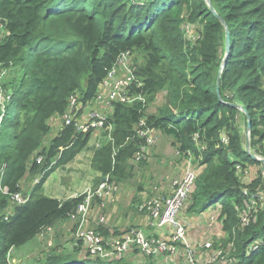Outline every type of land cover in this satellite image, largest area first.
Listing matches in <instances>:
<instances>
[{"label": "trees", "instance_id": "obj_1", "mask_svg": "<svg viewBox=\"0 0 264 264\" xmlns=\"http://www.w3.org/2000/svg\"><path fill=\"white\" fill-rule=\"evenodd\" d=\"M187 23L196 26L193 39L185 36ZM0 25V264L75 213L83 195L46 196L43 186L83 150L101 179L129 181L145 144L140 127L170 137L202 167L187 209L218 212L224 237L217 244L228 246V261L264 264V163L242 147L238 123L241 114L248 147L264 158V0H0ZM138 50L144 59L135 65L130 94L143 100L113 102L111 138L88 147L91 133L62 120L69 96L77 93L81 107L91 103L117 58ZM164 88L165 102L148 114ZM54 117L61 126L45 146ZM247 165L261 168L244 184ZM28 174L38 178L25 194ZM16 193L25 200L13 202ZM96 229L105 237L119 233ZM61 245L34 264H129L73 259L79 238L71 249ZM137 264L156 263L146 256Z\"/></svg>", "mask_w": 264, "mask_h": 264}, {"label": "built area", "instance_id": "obj_2", "mask_svg": "<svg viewBox=\"0 0 264 264\" xmlns=\"http://www.w3.org/2000/svg\"><path fill=\"white\" fill-rule=\"evenodd\" d=\"M1 28V25H0ZM128 52L122 53L116 60L113 67L109 70L106 77L100 83L97 95L91 103L81 107L78 102V94H72L68 98V106L62 116V120L68 124L75 122L76 131L91 133L95 136V145H99V139L103 135L110 139L112 124L107 123V117L113 108V102L133 103L135 100H143L140 95L130 94L131 85L137 81L134 73L135 66H129L125 62ZM123 71V75L119 73ZM138 86L140 82H136ZM101 102L100 108H90L84 112L83 108L97 102ZM2 97L0 96V104ZM140 126H144V121H140ZM151 128L140 127L138 134L145 137V144L141 147L140 152L135 155V160L143 156V148L152 143L153 133ZM223 141H226L223 138ZM190 156L191 154H187ZM254 158H257L252 154ZM192 156V155H191ZM198 172L188 163L182 176L172 181V188L169 195L164 197H154L144 201L139 205V210L147 213L148 226L154 228L169 229L166 235L147 233L141 227H130L119 231L116 235L108 237L103 236L96 228L83 229L82 224L87 219L90 207L95 197H102L106 191L113 188V184L108 182V177L101 179L99 185L92 189L87 188L82 194L83 199L77 205L75 213L72 215L78 220L76 237L82 240V250L89 256L100 259H112L126 256L128 253L137 252L139 256H151L153 258L161 255H181L186 264H197L194 250L188 240L185 223L180 218V210L188 201ZM245 192V191H244ZM16 193L12 197L15 203H21L25 200L26 195ZM254 204V203H253ZM250 207L244 212H247ZM103 219L100 220L102 222ZM242 221L247 222V216H242ZM112 234V232H111ZM209 242L204 244V249H209ZM213 248V245H212ZM214 254L206 260V264H231L226 258L227 249H223L221 244L214 248Z\"/></svg>", "mask_w": 264, "mask_h": 264}, {"label": "rangeland", "instance_id": "obj_3", "mask_svg": "<svg viewBox=\"0 0 264 264\" xmlns=\"http://www.w3.org/2000/svg\"><path fill=\"white\" fill-rule=\"evenodd\" d=\"M195 27V25L189 23L185 24L183 26L185 36L189 37L190 39H193L196 35ZM143 59L144 53L138 50L128 54V57L125 62L129 66H135L141 64L143 62ZM119 73L122 75L124 74L122 70H119ZM166 94V88L160 90L157 93L154 101L148 107V114L155 113L157 111V109L165 102ZM100 107L101 102L98 101L97 103H93L83 108L82 110H84L85 112L87 111V109ZM60 121L58 123H60ZM238 123L242 134V147L248 150L250 154H254L257 159L263 160L264 163L263 156L257 151L248 147L247 126L245 125L244 118L241 114H239L238 116ZM52 125L54 126L53 123ZM53 126H51V128L54 130ZM53 134L54 131L52 132L51 130V135H49L44 141L45 146L48 145V141ZM143 151V156H140L138 160L133 161V176L129 181H127V185H129L133 190H131L130 192H126L125 194L122 193L121 197L118 199L120 204L127 203L128 199H130L131 202L135 204L136 210L140 213H142L143 211L139 210V205H141L144 201L154 197L167 196L168 190H170L171 192L172 181L175 178L183 175L188 163H190L198 173L202 169V167L198 165L197 160L194 159L193 156L181 154L172 142V139L157 130L153 133L152 143L144 146ZM154 159H159L160 161H165L166 163V166L161 167L158 173H160L165 178L170 175V179H168L169 182L166 184L164 182L160 191L151 189V185L145 187V183L147 181L150 182V180L152 179L151 176H153L155 173L154 170H151V165L157 162L158 160L156 161ZM86 168L88 171L89 166L86 165ZM260 168L261 167L258 165H247L245 171L240 174L241 181L244 184H248L251 179H255L258 176ZM165 172L167 174L164 176ZM75 173L76 172L71 168V166L56 169L54 172L51 173L49 180L47 181L44 187V193L53 194L61 198L67 197V195L71 194H74L73 196H77L82 195L85 190L89 187L92 189L96 188L101 182L100 176L96 174L93 170H89L85 175H82L83 177L80 176V178ZM148 177L151 178L148 180ZM37 178V175H26V177L22 181V192L27 194V192L37 181ZM138 187H144V190L140 191L138 190ZM112 190L113 189H111L109 192H111ZM150 190H153V193L149 192ZM144 191L147 193L142 195ZM110 194H112V192L109 194L106 193L105 195L103 194L102 197H95L92 203L93 207L90 208L91 214H89V216H94L96 222L102 223L100 222V220L103 219L101 217H104L103 210L106 207L102 206L101 203H105L106 198L105 200L103 198ZM140 195H142L141 197L143 198H138ZM188 201L183 205L182 209L180 210V218L185 223L186 230L188 228L187 221H189L188 214L190 213V217H192V215L194 214L189 212L187 209ZM260 206H263V203ZM11 208L12 207H9V209ZM194 216L198 218L196 219V223H193L194 226H192L191 229L196 242L195 244L191 243L190 241L189 242L194 250L193 253L196 257L197 264H206V260L208 259V257L212 256L215 253L214 248L218 245L217 243H221V239H223L224 237L222 225L219 219L218 212L214 209H208L203 214H194ZM64 242L68 243V241L60 240L59 235L55 233L53 229L46 230L40 237L36 236L27 243L15 247L11 252L9 264H34L35 258L40 257L41 255L44 256V252L47 251L52 245L59 246L61 244L63 245ZM207 242L211 244V247L209 249H204V244ZM64 246L68 247L66 244ZM153 259L156 264H186L183 257L179 255V253L175 255H161Z\"/></svg>", "mask_w": 264, "mask_h": 264}, {"label": "crops", "instance_id": "obj_4", "mask_svg": "<svg viewBox=\"0 0 264 264\" xmlns=\"http://www.w3.org/2000/svg\"><path fill=\"white\" fill-rule=\"evenodd\" d=\"M60 119H61L60 117H54V118L49 120V124L51 126H53L52 123L54 124V126H53L54 130L52 129V132L53 131L56 132L57 130H59V128L61 126ZM59 121H60V123H58ZM95 136L96 135H92L90 137L88 145H87L88 147L92 146V144H95L94 143ZM89 155H90L89 151L83 150L76 157L74 163L68 165V166H71V168L76 172L75 174H77L79 178H80V176L83 177L82 175H85L89 171V170L87 171V168H86V165H87L86 158L89 157ZM76 160H78V161H76ZM154 160H156V161L158 160L157 162H155L154 164L151 165L152 166L151 170H154L155 173L153 176H151L152 179L150 180V182L147 181L145 183V187H147L148 185H151V189H155L157 191H160L164 182H165V184L169 182L168 179H170V175L167 176V178H165L160 173H158V171L161 167L166 166L165 161L162 162L159 159H154ZM166 174L167 173L165 172L164 176ZM150 178L148 177V180ZM48 180H49V178L44 183L43 190H44V187H45ZM127 183L128 182L113 184V188H112L113 190L111 191L112 194L103 198L104 200L106 198V201H105V203H101V205L105 206L106 208L103 210L104 217H101V218H103L102 223L96 222L94 216H91V215L89 216V214H91L90 210H89V213L87 215V219L82 224V228L83 229L97 228L99 225H103L110 232H113V231L119 232L121 230L128 229V228L133 227V226H137V227H141L142 229H144L147 233L150 232V233H154V234H158V235H166L168 233L169 229L167 227L154 228V229L149 227L148 226V217H147L148 215H147V213L144 211L142 213L137 211L135 208V204H133L130 199H128L127 203H124V204L119 203L118 199L121 197L122 193L125 194L126 192H130L131 190H133V189H131V187L129 185H127ZM138 190L142 191V190H144V187H142V188L138 187ZM111 192L106 191L104 193V195L106 193L109 194ZM149 192L153 193V190H150ZM146 193L147 192L144 191L142 193V195H144ZM43 194L46 196L58 197V196H55L53 194H45L44 191H43ZM148 194H150V193H148ZM167 194L168 195L170 194V190H168ZM73 195L74 194L67 195V197L73 196ZM142 195H140L138 198H143V197H141ZM91 207H93V205H91ZM91 212H92V210H91ZM203 213L204 212L199 213V214H195V213L194 214L200 215ZM189 214H188L189 221H187L188 222V228H187L186 232H187V237H188L189 241L191 243L195 244L196 241L194 239V235L192 233L191 228H192V226H194L193 223L194 224L196 223V219L198 217H195L194 214L192 215V217H190ZM78 225H79L78 220H76L75 217L70 216L69 218L58 222L54 227L48 228L46 230L53 229L55 231V233H57L59 235L60 240L68 241V243L64 242L63 245L66 244L68 246V249H71L73 241L76 240V238H77L76 237V231H77ZM41 235H38V237H40ZM126 259L127 260L131 259V260H135V261L139 262L140 260H142V256H139V254L135 251L132 253H128L126 255Z\"/></svg>", "mask_w": 264, "mask_h": 264}, {"label": "water", "instance_id": "obj_5", "mask_svg": "<svg viewBox=\"0 0 264 264\" xmlns=\"http://www.w3.org/2000/svg\"><path fill=\"white\" fill-rule=\"evenodd\" d=\"M23 196H25V195H23ZM86 257L94 258L92 256L86 255V252L83 251V250L77 252L76 255H74L72 258L75 259V260L81 261V260L85 259ZM102 260H112V261H114V260L120 261L121 260V261H126L129 264H137L138 263V261H135V260H131V259L127 260L126 256H123V257H120V258L102 259Z\"/></svg>", "mask_w": 264, "mask_h": 264}]
</instances>
